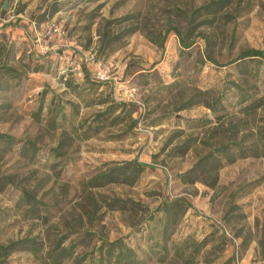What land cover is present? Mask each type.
Masks as SVG:
<instances>
[{"label":"rangeland","instance_id":"obj_1","mask_svg":"<svg viewBox=\"0 0 264 264\" xmlns=\"http://www.w3.org/2000/svg\"><path fill=\"white\" fill-rule=\"evenodd\" d=\"M211 1L0 0V133L15 137L0 141V242L44 246L2 264H47L66 233L62 246L78 238L77 253L122 239L148 264H264V60L227 63L264 49V0L200 9ZM89 53L118 85L92 84ZM121 85L135 87L133 101ZM53 94L65 102L55 118ZM112 100L127 103L120 122L88 129ZM228 141L257 143L261 154L223 166L215 181L185 178ZM135 158L147 164L135 182L93 184ZM174 199L179 216L165 232L157 208Z\"/></svg>","mask_w":264,"mask_h":264},{"label":"trees","instance_id":"obj_2","mask_svg":"<svg viewBox=\"0 0 264 264\" xmlns=\"http://www.w3.org/2000/svg\"><path fill=\"white\" fill-rule=\"evenodd\" d=\"M220 1H211L200 9H210L212 5H217ZM167 32V31H166ZM179 42L184 47H189L191 43H186L185 39L179 37ZM248 59H257L264 60V49L248 48L240 53L236 58L232 59L227 63H238L241 64L246 62ZM4 67L5 65L2 64ZM92 84L103 86L108 82H103L97 80L93 73L91 72ZM1 84V83H0ZM97 87V88H98ZM46 94L47 91H42ZM55 96L50 101L49 110L51 109L52 104L54 105V118L60 113H63L65 102L58 100L55 103ZM259 99H252L248 104L250 107L249 111L251 112L254 108L260 104ZM126 102L121 101H110L107 103L106 107L99 111L97 114L93 115V122H89L88 129L91 128L93 124V132H99L105 121H108L111 125L120 122L121 112L126 107ZM39 113L34 112V117L38 118ZM264 128V127H261ZM15 137L0 133V141L4 142L7 145L14 143ZM27 146L25 151H29L31 156H34L37 151V146L32 141H27ZM24 149V147H23ZM257 143H244L241 141H228L221 143L209 151L201 155L189 173L185 175V178L189 179L191 182L202 180L206 178H212L213 181L216 180L219 170L227 165L234 163L239 158H245L248 156H259L261 153ZM185 151V148H184ZM147 166L145 162L139 161L137 158L125 161L123 164L116 165L107 169L105 172L95 177L92 182L95 185H103L108 182H127L133 183L137 180L140 174L143 172L144 168ZM102 180V181H101ZM102 182V183H101ZM24 200L32 206V210L36 208V203L38 202L35 197L31 195L28 191H23ZM179 199H174L171 201H163L161 206L158 207V210L162 211V217L160 221L165 225V232L168 228V225L175 223L176 218L179 216ZM178 208V209H177ZM183 212V211H182ZM149 217L148 219H152ZM68 233L63 234L58 239L54 240L51 245L48 247L45 253V259L51 260V262H46L47 264H63V262L68 260H73L75 263L80 264L82 261H85L89 258L87 264H148L144 257L139 256L136 250L133 247H130L122 239H116L113 241H107L101 239L100 244L96 247V251L77 253L78 247V238L71 239L67 245L62 246L64 240L68 237ZM43 243L37 240L36 237L25 236L22 238H17L15 240H10L6 243L0 242V264H2L8 256L16 251H28L34 256H40L41 251L43 250ZM179 254L183 256L186 260L190 258V255L184 253V249H179Z\"/></svg>","mask_w":264,"mask_h":264},{"label":"built area","instance_id":"obj_3","mask_svg":"<svg viewBox=\"0 0 264 264\" xmlns=\"http://www.w3.org/2000/svg\"><path fill=\"white\" fill-rule=\"evenodd\" d=\"M55 30L60 31L58 27H56ZM86 60L91 66L90 69L97 80L112 83L114 86L118 85L119 77L116 70L111 71L108 67H104L100 62L96 61L94 53H89L86 57ZM118 91H122L125 94L127 98L125 100L127 101H133L135 99L136 89L134 86H127L124 90L121 85Z\"/></svg>","mask_w":264,"mask_h":264}]
</instances>
